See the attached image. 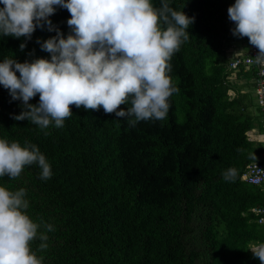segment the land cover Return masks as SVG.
<instances>
[{"label": "trees", "instance_id": "obj_1", "mask_svg": "<svg viewBox=\"0 0 264 264\" xmlns=\"http://www.w3.org/2000/svg\"><path fill=\"white\" fill-rule=\"evenodd\" d=\"M169 2L194 22L170 61L179 92L165 120L130 126L102 107L70 105L63 127L42 130L13 118L21 101L0 85V138L35 144L51 165L47 180L36 164L14 180L0 177V186L26 190L34 221L54 226L46 250L32 242L43 264H260L249 248L264 240V227L251 209L264 204V192L241 175L264 161L263 144L248 135L261 130L264 107L251 81L256 68L240 67L230 79L226 48L243 38L228 19L235 0ZM69 18L60 7L48 17L64 36ZM55 35L44 25L30 40L0 36V61L50 60L41 43ZM38 102V94L29 101ZM229 168L233 181L223 178Z\"/></svg>", "mask_w": 264, "mask_h": 264}, {"label": "clouds", "instance_id": "obj_2", "mask_svg": "<svg viewBox=\"0 0 264 264\" xmlns=\"http://www.w3.org/2000/svg\"><path fill=\"white\" fill-rule=\"evenodd\" d=\"M0 4V36L30 40L44 25L56 32L41 43L50 60L0 61V85L12 100L21 101L15 120L30 121L42 130L60 128L73 115L70 105L84 110L102 107L106 114L127 119L130 126L167 118L169 99L179 92L169 75L170 61L189 40L187 29L194 17L175 10L169 0H161L160 7L151 0H0ZM54 6L70 13L67 36L48 19ZM227 14L234 24L232 35L247 37L258 49L256 62H264V0H235ZM37 94L38 104L29 103ZM33 164L41 169L42 180L51 178V165L38 146L0 138V177L14 180ZM236 176L235 168L223 173L226 181ZM26 195L24 188L0 186V264H43L37 251L47 249L46 233L55 229L30 217ZM36 239L41 243L34 251ZM249 250L264 264V243Z\"/></svg>", "mask_w": 264, "mask_h": 264}, {"label": "built area", "instance_id": "obj_3", "mask_svg": "<svg viewBox=\"0 0 264 264\" xmlns=\"http://www.w3.org/2000/svg\"><path fill=\"white\" fill-rule=\"evenodd\" d=\"M232 26H234V24ZM226 54L229 57L228 68L232 71L230 79L235 78V73L240 67H243L245 69H249L251 67L256 68V73L251 81L254 84L257 105L263 108L264 62H256L255 56L258 54V49L255 46L251 45L248 40L246 46H244L243 44H230L226 48ZM248 135L250 139H255L262 143L264 149V114L262 116L261 130H259V132L257 130H251L250 132H248ZM241 179L248 184H253L261 187L264 192V161L249 163L246 166L245 171L242 173ZM251 211L256 216V223L264 227V204L252 208ZM261 243H264V240Z\"/></svg>", "mask_w": 264, "mask_h": 264}, {"label": "crops", "instance_id": "obj_4", "mask_svg": "<svg viewBox=\"0 0 264 264\" xmlns=\"http://www.w3.org/2000/svg\"><path fill=\"white\" fill-rule=\"evenodd\" d=\"M234 27V26H233ZM247 41H248V38L247 37H243L241 41L239 42H233L231 43L232 45H240V44H243L244 46H246L247 44ZM242 81H239L238 80V83H241ZM258 135V134H257Z\"/></svg>", "mask_w": 264, "mask_h": 264}, {"label": "rangeland", "instance_id": "obj_5", "mask_svg": "<svg viewBox=\"0 0 264 264\" xmlns=\"http://www.w3.org/2000/svg\"><path fill=\"white\" fill-rule=\"evenodd\" d=\"M240 81L244 82V79H240ZM238 82V81H237Z\"/></svg>", "mask_w": 264, "mask_h": 264}]
</instances>
